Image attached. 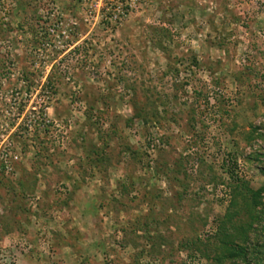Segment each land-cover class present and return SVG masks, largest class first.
<instances>
[{"label":"rangeland","instance_id":"rangeland-1","mask_svg":"<svg viewBox=\"0 0 264 264\" xmlns=\"http://www.w3.org/2000/svg\"><path fill=\"white\" fill-rule=\"evenodd\" d=\"M21 1L0 0V264H209L237 183L264 185V0Z\"/></svg>","mask_w":264,"mask_h":264},{"label":"trees","instance_id":"trees-1","mask_svg":"<svg viewBox=\"0 0 264 264\" xmlns=\"http://www.w3.org/2000/svg\"><path fill=\"white\" fill-rule=\"evenodd\" d=\"M15 3L16 10L24 11L21 0H15ZM236 186L245 198L244 209H239L235 199L230 202L229 209L220 219L216 233L206 240L205 248L201 250L209 259V264H222V258L225 257L231 259L234 264H264V203L261 199L264 185L255 190L244 183H237ZM242 210L247 216L245 219L240 218ZM212 243L220 251L210 257L207 247Z\"/></svg>","mask_w":264,"mask_h":264}]
</instances>
